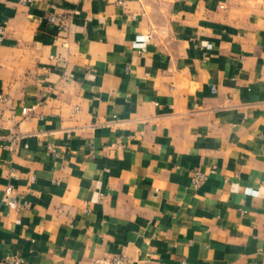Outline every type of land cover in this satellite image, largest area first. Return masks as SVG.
<instances>
[{
  "label": "crops",
  "instance_id": "1",
  "mask_svg": "<svg viewBox=\"0 0 264 264\" xmlns=\"http://www.w3.org/2000/svg\"><path fill=\"white\" fill-rule=\"evenodd\" d=\"M0 93V264H264V0H0Z\"/></svg>",
  "mask_w": 264,
  "mask_h": 264
},
{
  "label": "built area",
  "instance_id": "2",
  "mask_svg": "<svg viewBox=\"0 0 264 264\" xmlns=\"http://www.w3.org/2000/svg\"><path fill=\"white\" fill-rule=\"evenodd\" d=\"M118 3H122V1H118ZM47 19L50 21V22H57L58 23V27L60 29L63 28L64 26V23H63V19L59 18L58 16H55L53 14H49L47 16ZM145 41V38L140 36V37H137L134 42H133V45L135 47H140L142 46L143 42ZM210 47V44H207L206 45V48H209ZM7 98L4 94H1L0 93V102L2 101H5ZM34 105H31V106H24L22 107L21 109V113L23 115H28L30 112L33 111L34 109ZM205 178V174L203 172H201L200 170L196 169L194 172H193V181L194 183L198 184L200 183L203 179ZM244 193H249V194H252V195H257L258 194V188H250V187H246L244 188ZM13 194H14V190L12 188V186L8 185L5 187V190H4V196H3V200L4 202L9 205V206H14L15 204H18V202L13 198ZM28 202L24 201L22 204L20 205H24V206H28ZM6 261L10 262V263H14V264H19L23 261V258L19 255H9L6 257ZM122 258L121 257H114L111 261L112 264H121L122 263Z\"/></svg>",
  "mask_w": 264,
  "mask_h": 264
}]
</instances>
